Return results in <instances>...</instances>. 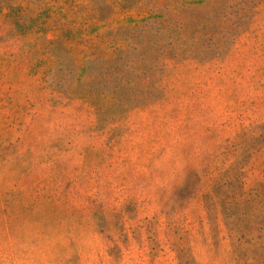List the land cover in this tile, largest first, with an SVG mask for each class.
<instances>
[{"label":"rangeland","instance_id":"1","mask_svg":"<svg viewBox=\"0 0 264 264\" xmlns=\"http://www.w3.org/2000/svg\"><path fill=\"white\" fill-rule=\"evenodd\" d=\"M0 264H264V0H0Z\"/></svg>","mask_w":264,"mask_h":264}]
</instances>
